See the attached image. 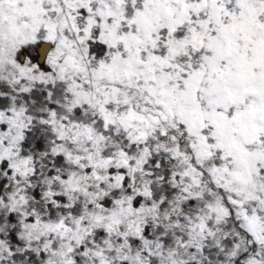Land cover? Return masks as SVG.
Listing matches in <instances>:
<instances>
[{
  "label": "snow or ice",
  "instance_id": "snow-or-ice-1",
  "mask_svg": "<svg viewBox=\"0 0 264 264\" xmlns=\"http://www.w3.org/2000/svg\"><path fill=\"white\" fill-rule=\"evenodd\" d=\"M0 264H264V0H0Z\"/></svg>",
  "mask_w": 264,
  "mask_h": 264
}]
</instances>
